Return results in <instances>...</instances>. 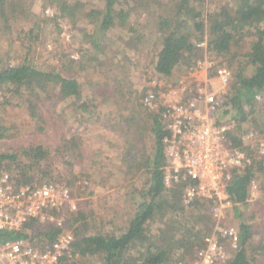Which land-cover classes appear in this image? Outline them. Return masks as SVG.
<instances>
[{"label":"rangeland","instance_id":"obj_1","mask_svg":"<svg viewBox=\"0 0 264 264\" xmlns=\"http://www.w3.org/2000/svg\"><path fill=\"white\" fill-rule=\"evenodd\" d=\"M83 1L89 6L102 5V0ZM167 2L170 0H161L162 4L159 5L151 2L153 4L149 10L134 11L130 25L135 32L127 27H116L106 34H97L96 41L102 45V52L86 36L94 28L86 17H79L74 22L63 17L48 0L28 1V7L36 15L18 17L13 20L10 30L0 20V67L16 65L28 58L40 70L60 71L64 75L74 76L80 81V102L90 104V110L84 111L78 109L79 106L77 108L75 98L60 101L55 106L49 101L45 102L42 108L46 109V120L43 122L33 118L20 99L5 89L0 90V134L4 133V137H0V152L21 153L24 147L44 146L49 152L48 164L52 173L46 174L42 168L34 169L33 183H48L59 189L67 187L76 202L74 210L70 205L48 210L45 217L39 219L41 224L54 222L63 230L78 229L83 233L121 234L137 210L141 189L145 187L150 174L142 171L132 179L125 180V173L120 166L123 144L117 129L120 114H127L125 110L132 103L126 94L121 99L114 91L116 87L128 85L136 89L137 104L145 108L150 107L143 104V96L152 93L159 106L150 109H157L173 100L187 101L200 91L225 98L238 62L208 48L207 27L205 41L200 43L204 49L197 59L181 62L170 76L156 74L153 58L160 49L156 20L163 4ZM226 2L233 3V0H205L201 5L197 4L207 19L211 11ZM29 26H37L33 34L27 33ZM189 30L198 35L194 26H190ZM241 50L245 52L246 48L242 47ZM222 69L230 72L228 81L221 78L219 71ZM246 72H250V67ZM210 118L217 122L215 114H210ZM223 125L227 130L242 136L247 159L252 161L254 156L261 155L259 144L264 140V94L257 98L255 110L246 122H228ZM73 136L80 139L82 156L77 157L75 153L73 157L74 152L64 155L65 141ZM228 143L231 144V140ZM147 146L151 148V140ZM20 160H26L22 154ZM200 199L199 204H192L196 199L187 203L184 195L188 215L207 217L197 223H190H195V230L204 237L219 234L220 228L239 230L244 220L253 227L252 243L258 245L262 242L264 173H258L254 179L251 197L242 206V217L238 216L232 200L223 196ZM80 213L84 218H81ZM161 225L153 223V231L158 232ZM219 237L226 255L214 259L211 264L221 263L235 249L230 237ZM200 248L196 252L175 249L172 258L177 260L186 253L190 258L187 264H194L199 259ZM258 258L261 261L259 264H264V255L260 253ZM91 260L100 263L98 257H92Z\"/></svg>","mask_w":264,"mask_h":264},{"label":"trees","instance_id":"obj_2","mask_svg":"<svg viewBox=\"0 0 264 264\" xmlns=\"http://www.w3.org/2000/svg\"><path fill=\"white\" fill-rule=\"evenodd\" d=\"M28 1L0 0V20L6 29L10 30L13 20L18 17L36 15L28 7ZM48 1L58 8L63 17L74 22L79 17H86L94 26L92 33H86V36L101 52L104 49L96 41L97 34H106L116 27H127L135 32L130 25L133 12L138 9L149 10L153 4L151 2L162 4L161 0H131L133 3L130 0H102V5L97 6H89L83 0ZM204 1L170 0L163 4L156 20L160 49L153 58L154 69L158 75L170 76L181 62L197 59L204 49L200 43L205 41L207 27L208 48L238 62L224 101L213 114L217 116L218 124H241L248 120L255 110L257 98L264 94V0L226 2L211 11L207 19L199 9ZM190 26H194L197 36L189 30ZM35 27L29 26L27 33L33 34ZM242 47L246 48L245 52H242ZM248 67L249 73L246 72ZM2 89L20 99L31 116L43 122L46 120V109L42 105L48 101L55 106L60 101L75 98L78 109L90 110L88 102H80L82 98L78 78L60 71L40 70L28 58L16 65L0 67ZM114 91L121 99L127 95L132 103L125 110L127 114H120L117 129L123 144L120 166L125 173V180L132 179L142 171L150 174V178L141 189L138 208L123 233H83L78 229L73 230L76 239L72 250L61 259L60 264H96L91 260L92 257H98L99 264L190 263L186 253L173 260V252L175 249L196 252L197 248L203 246L204 236L195 230V223L207 217L188 215L184 203L186 183L167 185L165 181L167 152L164 139L170 130L163 118L164 107L150 109L138 105V91L128 85L116 87ZM0 137H4V133ZM227 137L232 147L243 149L241 135L229 129ZM150 140L151 148L147 146ZM65 142L64 155L74 152L71 154L73 157L75 153L77 157L82 156L80 139L73 136ZM21 154L26 160H20ZM48 160L49 152L42 145L24 147L21 153L0 152V177L8 173L17 185H36L33 183L32 171L42 168L46 174L52 173ZM258 173H264V155L254 156L249 164L236 169L226 188L240 217L242 206L251 197L252 183ZM194 203H201V199L197 198ZM80 216L84 218L82 213ZM40 222L39 219H31L19 230L0 231V243L26 239L42 249L49 248L64 230L54 222ZM191 222L195 223L190 225ZM153 223H162L163 226L155 232ZM252 229L250 224L241 221L237 247L230 257L219 264L261 262L258 256L260 253L264 255V238L258 245L252 243Z\"/></svg>","mask_w":264,"mask_h":264},{"label":"built area","instance_id":"obj_3","mask_svg":"<svg viewBox=\"0 0 264 264\" xmlns=\"http://www.w3.org/2000/svg\"><path fill=\"white\" fill-rule=\"evenodd\" d=\"M219 74L224 81L231 75L226 69ZM223 101L213 93L200 91L187 101L173 100L163 106V118L170 130L164 139L165 181L167 185L186 183L187 203L200 197L223 196L231 201L226 188L234 171L251 162L242 148L228 143L226 126L210 118ZM143 103L150 108L159 106L152 93L144 97ZM259 153L264 155V140L259 144ZM64 205L76 209L67 187L59 189L48 183L17 185L8 173L0 177V231L19 230L27 221L43 219L48 210ZM218 232L204 237V244L198 251L199 259L194 264H211L214 259L225 257L219 235L230 237L237 247L238 230L220 228ZM75 239L73 231L64 230L47 249L26 239L6 241L0 243V264H60L71 252Z\"/></svg>","mask_w":264,"mask_h":264}]
</instances>
